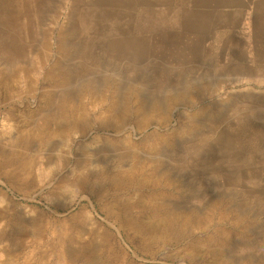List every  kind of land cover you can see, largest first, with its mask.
<instances>
[{"label": "rangeland", "instance_id": "obj_1", "mask_svg": "<svg viewBox=\"0 0 264 264\" xmlns=\"http://www.w3.org/2000/svg\"><path fill=\"white\" fill-rule=\"evenodd\" d=\"M79 1L58 0L45 18L12 28L28 48L14 65L33 63L34 72H9L0 48V142L35 137L43 152L49 137L64 142L56 162H39L18 182L0 177L11 201L0 206L2 264H264V198L216 188L202 172L209 150L184 146L198 137L200 117L182 116L179 99L200 94L199 86L166 90V76L155 78L153 69L125 68L128 54L102 39L103 12H89L100 0ZM84 63L104 74L82 72ZM71 69L77 99L61 102L59 83ZM136 75L137 84L126 83ZM54 102L57 121L26 126ZM195 103L204 112L203 101ZM84 179L104 188L91 191Z\"/></svg>", "mask_w": 264, "mask_h": 264}, {"label": "crops", "instance_id": "obj_2", "mask_svg": "<svg viewBox=\"0 0 264 264\" xmlns=\"http://www.w3.org/2000/svg\"><path fill=\"white\" fill-rule=\"evenodd\" d=\"M95 4L102 7L89 12H103L96 19L102 22V39L112 51L128 54L123 56L127 65L143 64L154 71L190 69L201 75L213 66L264 72V0H100ZM258 77L250 81L236 75L216 77L213 85L202 80L197 82L200 94L179 100L182 116H209V125L199 121L198 137L184 145L209 150L202 165V172L209 175L206 181L217 182L216 188L264 198V79ZM177 78L172 82L193 84L184 76ZM225 86L229 90L221 92ZM196 101H203L204 112H195Z\"/></svg>", "mask_w": 264, "mask_h": 264}, {"label": "bare ground", "instance_id": "obj_3", "mask_svg": "<svg viewBox=\"0 0 264 264\" xmlns=\"http://www.w3.org/2000/svg\"><path fill=\"white\" fill-rule=\"evenodd\" d=\"M34 1L35 0H0V30H1L0 48L3 49L1 50V54L5 53L4 55V57L6 58L5 62L8 63V65H10L9 63H12L10 66L11 69L9 70V72H14L18 68H21L22 74L27 75L29 71L31 72L35 71L34 67L30 68L29 66L30 64L34 66L33 63H30V62H29L30 64L25 63L22 66L14 65V63L16 62L15 60L17 58L20 61H24V58L28 54V48H26V46L22 43V38L16 37L15 35L14 36L11 35V30L17 25L18 21L21 19L27 20L29 22H34L43 17L45 18L46 13L50 12L53 6L54 7L56 6V1L58 0H47L46 2H34ZM77 2L79 3V0H77ZM30 4L32 6H30ZM68 27L69 28L71 27L73 29V32H71V34H74V36H76L78 33L77 27H75L74 24L72 25L69 24ZM9 28L11 29L8 30ZM113 46H115V44H113ZM14 47L17 49H14ZM11 49H14V50H11ZM260 58H261L260 52H258L257 59H260ZM145 59L146 61H148L149 58H145ZM82 65L83 66L78 67L79 70L84 69V68H91L92 70L95 69L97 71H101L104 74L103 72L104 69L102 66H98V65L93 66L90 64H86V63ZM124 66L125 68L129 67L130 69L131 65L128 66L127 64H125ZM62 68H63V65H62ZM133 68L134 66L132 65L131 69ZM170 69L171 70L159 69L160 71L159 70L155 71L156 72L155 78H158L160 76L161 77L166 76V80L163 82L167 85L165 89L168 90V89H171V87H173L175 92H181L182 90H184V86H185L184 84H176L178 81L172 82L173 80L178 79L177 76L179 78L184 76V80H188L189 83H193L196 86H198L197 82H200L202 80L203 82H206V83L209 82V84L213 85L212 82L215 83V81H217L216 77L218 78H223V77L230 78L231 77L232 79H234L235 75L239 79L242 78L248 81H250L253 78H256V76H259L258 77L259 80L264 79V72L259 70V73H256L253 70L246 68V67L234 68L230 66V68H228L227 66L226 67L213 66L211 70H208L206 74L203 73V75L199 74L198 72H195L194 70H190V69L189 70L187 69L173 70L172 68ZM81 71L83 72V70ZM173 72L176 74V76L173 75ZM74 74L77 76L79 75L77 71H74L73 69H71L69 73L65 74V80L62 83H59L60 87L64 88L63 93L60 94V98H59L61 102L62 101L72 102L74 99H77L76 91H75L76 89L75 83L72 80V76H74ZM116 82H118V85L119 84L121 85L122 83V81H119V80H117ZM126 83L137 84V75L130 77L129 80H126ZM152 83H157V80L153 81ZM26 84L27 83H25V85ZM29 86H30V91L33 92L34 88L31 85ZM57 89L58 87L55 88V92H57ZM230 92H234V91H230ZM26 93L28 94L29 91L27 90V88H24V94ZM120 93H121L120 90H117V94L120 95ZM146 94L150 96L152 94L151 89H147ZM21 95H22L21 93L17 92L16 97H20ZM142 96H145V95L141 94L140 98ZM142 98H145V97H142ZM55 105L56 103L54 102L52 105L48 107L46 111H39V113L38 112L34 113V115L36 116H34L32 120L28 123V125L26 126L27 127L29 126V128L35 127V126L36 127L38 126L46 127L48 124L52 123L53 121L54 122L57 121V117L59 116V114L55 113V110H54ZM7 116L8 114L6 113L4 120L8 121ZM208 117L206 114L198 118V121H200L202 124L209 125L208 121L210 120ZM51 139L53 141L49 142L48 148L50 149H48L47 152L40 151L43 145L41 142L39 143L35 137H28L25 140H19V138L15 136V137H11L8 142L1 141L0 142V177L7 178L8 180L13 181V182H18V177L21 176L22 173L26 171H28V173H32V171L35 169L36 165L39 164V162H46L47 164L56 162L55 155L60 154V151L58 148H60L61 146H64V142L63 140H55L52 137L48 138V140H51ZM79 148L84 149L85 147L81 146ZM59 157L64 162L68 161V159H65V156H59ZM100 157L102 156L99 155L98 158ZM45 158L47 159L44 160ZM96 158H97V154L95 156L91 155L89 157V161H93ZM163 158H167L166 153L163 154ZM166 168H167V165L164 163V169ZM13 170L15 171L12 173ZM26 178H30V176H27ZM1 182L5 184L4 181H1ZM1 182L0 184H2ZM82 182L91 191H94L96 187L104 188L103 182L101 183L95 179H88V180L84 179ZM71 183H74V181H72ZM14 187L16 189V186ZM8 197L9 196L7 195V193L0 188V206L1 207L9 206L11 204V201L9 200ZM14 209L18 210L17 212L19 213L22 212L21 209H19V207H15ZM2 210L5 211L6 209L2 208ZM0 212L2 211L0 210ZM18 226L21 227V224H18ZM2 235L4 237L6 234L3 232Z\"/></svg>", "mask_w": 264, "mask_h": 264}, {"label": "clouds", "instance_id": "obj_4", "mask_svg": "<svg viewBox=\"0 0 264 264\" xmlns=\"http://www.w3.org/2000/svg\"><path fill=\"white\" fill-rule=\"evenodd\" d=\"M3 259H4L3 255H2V254H0V264H2V262H3Z\"/></svg>", "mask_w": 264, "mask_h": 264}]
</instances>
